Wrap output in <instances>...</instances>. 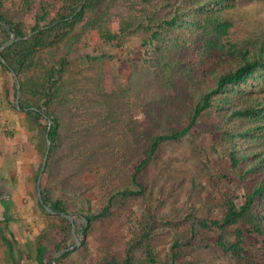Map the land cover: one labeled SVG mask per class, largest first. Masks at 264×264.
Listing matches in <instances>:
<instances>
[{
  "label": "trees",
  "instance_id": "trees-1",
  "mask_svg": "<svg viewBox=\"0 0 264 264\" xmlns=\"http://www.w3.org/2000/svg\"><path fill=\"white\" fill-rule=\"evenodd\" d=\"M15 5L6 8L0 0V48L12 31L16 38L0 51V66L14 83L13 99L7 95L10 107L24 114L34 132L30 151L42 160L36 189L49 149L37 204L50 221L36 237V264H178L180 257L206 250L236 264L261 260L264 0H20ZM130 37L140 38L142 49L122 82L107 67L117 58L120 41ZM87 48H93L83 53L87 66L75 70L73 53ZM199 136L219 144L215 149L235 178L226 191L219 190L222 201L210 196L203 211L193 214L180 206L166 211L162 191L169 187L152 197L146 183L151 169L159 162L171 168L163 161L165 149L192 146ZM203 147L193 145L192 164L208 172ZM209 176L216 184L221 180L214 172ZM172 179L170 190L181 183ZM100 188L107 193L93 200ZM141 199L146 211L133 222L131 238L119 251L107 246L93 256L87 236ZM213 207L220 208V217ZM72 214L83 219L77 229L81 246L56 257L76 245ZM10 220L6 216L4 223L13 235ZM0 245L9 264H21L15 242L0 233Z\"/></svg>",
  "mask_w": 264,
  "mask_h": 264
},
{
  "label": "rangeland",
  "instance_id": "rangeland-1",
  "mask_svg": "<svg viewBox=\"0 0 264 264\" xmlns=\"http://www.w3.org/2000/svg\"><path fill=\"white\" fill-rule=\"evenodd\" d=\"M6 8H13L20 0H3ZM249 3V1H248ZM241 25V23H240ZM115 31L118 25L115 23ZM242 26V25H241ZM239 28V27H238ZM138 37H130L120 41V46L116 48L117 58L108 65L107 72L120 76L122 82H126L129 75V63L137 58L142 46ZM93 52V48L78 50L73 53L72 65L75 70H80L87 66V61L83 53ZM13 79L4 72L0 66V233L9 237L15 242L17 259L21 264H36L35 241L39 232L48 224L49 217L41 210L37 204L38 188L34 182V175L39 170L42 163L41 156L30 151L29 139L34 136V132L27 127L26 118L20 111L13 110L10 102L13 99ZM7 89L10 94L7 93ZM140 113H135V119L141 118ZM28 142V147H27ZM203 143V144H201ZM204 145L201 152L204 158H209L210 171H202L192 163L193 145ZM27 147V148H26ZM220 147L218 143L210 139L204 140L197 137L192 144L187 146H168L165 149L163 161H169L173 166L168 168L162 162L153 167L149 174L147 185L152 197H158L160 187L167 185L169 188L163 192L165 199V210L170 211L175 206H180L184 211L194 213L195 209L203 211L210 207V196L217 197L220 202L219 190L226 191L235 176L227 172L226 163L223 157L215 149ZM169 170V171H168ZM214 172L216 176H221V180H213L209 173ZM178 179L177 186L172 185ZM226 176V177H223ZM185 180V182H184ZM184 182V183H183ZM194 182L193 193L188 194V186ZM188 183V184H187ZM185 184V189H180V185ZM107 193L106 189L95 192L93 200H97ZM189 196L192 198L190 199ZM39 197V196H38ZM240 202L241 200L238 199ZM156 203V199L153 200ZM6 203L9 208L6 209ZM146 201L138 200L137 204L127 206L125 211L113 222L102 225L90 233L86 240L93 256L101 254L105 247H111L113 252L119 251L122 245L132 236L133 222L140 220L145 213ZM211 206H214L211 204ZM214 216H221L220 208L213 207ZM10 217V235L4 223ZM73 219V228L77 229L83 225V219L76 215H69ZM80 241L81 237L78 236ZM5 247L0 245V264H9ZM164 250V248H163ZM61 254V253H60ZM59 255L56 254V257ZM261 260L254 264H264V252H260ZM75 255L74 257H79ZM66 264V263H65ZM178 264H236L229 257L210 251H196L180 257Z\"/></svg>",
  "mask_w": 264,
  "mask_h": 264
},
{
  "label": "water",
  "instance_id": "water-1",
  "mask_svg": "<svg viewBox=\"0 0 264 264\" xmlns=\"http://www.w3.org/2000/svg\"><path fill=\"white\" fill-rule=\"evenodd\" d=\"M15 40H16V38H15V33L12 31V32H11V40L2 46V47L0 48V51L3 50L6 46H8V45H10L11 43H13ZM0 59H1L2 62H4V59L2 58L1 54H0ZM18 88H19V84H18ZM16 104H17V108L19 109V108H20V107H19V96L17 97ZM49 146H50V141H49V139H48V148H49ZM48 153H49V149H47V151H46V156H45V159H44V161H43V165H42V167H41L40 175H39V178H38V181H37L38 196H39L40 201H42V195H41V178H42L43 171H44L45 166H46V163H47V156H48ZM45 208H46V210H47L48 212H50V213H52V214H54V215L58 214V215H60V216H65L64 214H60V213H55V212H53V210H52L51 208H49V207H45ZM68 217H69L70 221L73 223V219H72V217L69 216V215H68ZM73 233H74V237H75V240H76V245H74V246H72V247H70L69 249H66V250H64V251H61L60 253H63V252H65V251H67V250H75V249H77V248H79V247L81 246V241H80V239H79V237H78V235H77V232H76L75 228H73ZM60 253H59V254H60Z\"/></svg>",
  "mask_w": 264,
  "mask_h": 264
}]
</instances>
